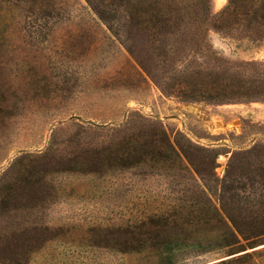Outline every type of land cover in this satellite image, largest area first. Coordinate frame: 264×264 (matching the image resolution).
Returning <instances> with one entry per match:
<instances>
[{
  "label": "rangeland",
  "instance_id": "obj_1",
  "mask_svg": "<svg viewBox=\"0 0 264 264\" xmlns=\"http://www.w3.org/2000/svg\"><path fill=\"white\" fill-rule=\"evenodd\" d=\"M0 264H264V0H0Z\"/></svg>",
  "mask_w": 264,
  "mask_h": 264
},
{
  "label": "trees",
  "instance_id": "obj_2",
  "mask_svg": "<svg viewBox=\"0 0 264 264\" xmlns=\"http://www.w3.org/2000/svg\"><path fill=\"white\" fill-rule=\"evenodd\" d=\"M233 236V235H232ZM234 237V236H233ZM234 239L236 240V238L234 237ZM244 241H250V239H248V238H245V239H243ZM236 242H234V243H232L231 245H234Z\"/></svg>",
  "mask_w": 264,
  "mask_h": 264
}]
</instances>
